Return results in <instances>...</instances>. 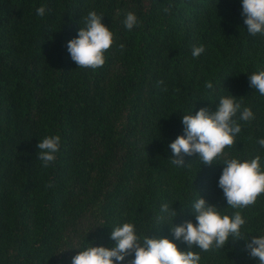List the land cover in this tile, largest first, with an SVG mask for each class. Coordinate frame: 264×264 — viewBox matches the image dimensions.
Instances as JSON below:
<instances>
[{"label":"trees","instance_id":"16d2710c","mask_svg":"<svg viewBox=\"0 0 264 264\" xmlns=\"http://www.w3.org/2000/svg\"><path fill=\"white\" fill-rule=\"evenodd\" d=\"M90 11L116 38L95 70L67 51ZM127 12L138 18L131 31ZM241 12V0H0V264H71L88 243L113 247L111 228L124 222L186 251L170 219L158 226L162 203L176 226L196 223L198 197L231 214L218 187L223 158L208 166L194 154L178 168L168 145L183 134V114L215 111L232 95L254 119L240 121L225 154L264 161V96L249 81L264 70V35H250ZM56 134L60 152L44 169L37 144ZM242 214L245 238L264 234V194ZM200 255V264H259L244 239Z\"/></svg>","mask_w":264,"mask_h":264},{"label":"clouds","instance_id":"9594fccd","mask_svg":"<svg viewBox=\"0 0 264 264\" xmlns=\"http://www.w3.org/2000/svg\"><path fill=\"white\" fill-rule=\"evenodd\" d=\"M244 25L247 32L256 36L264 35V0H241ZM172 8L169 4L163 9L168 13ZM49 11L45 5L36 8V14L44 17ZM124 27L131 31L138 24L134 12H127L123 21ZM115 34L102 23V15L90 11L84 19V27H80L77 37L67 42V51L71 59L80 68L97 69L105 63V52L115 43ZM120 44L119 48L124 49ZM205 51L204 45L193 46L191 55L199 57ZM250 86L264 96V70L253 72L249 76ZM163 85L164 81H158ZM207 89L212 90L213 84L206 81ZM166 91V88L162 89ZM254 119L250 107L242 105L232 95L222 96L215 111L200 108L195 115L183 114L181 123L183 134L178 135L168 147L172 151L171 163L182 168L184 157L199 158L203 165H213L214 161L223 158L222 172L218 179V187L222 189L227 208L231 214L222 212L215 205L209 204L204 198L198 197L191 206L196 223L184 221L176 226L172 224L177 211L172 204L165 202L160 206V214L156 216L158 226L166 219L171 221V232L174 240L186 244V251H181L177 244L168 238H150L147 234L137 232L132 222H124L111 228L110 239L114 241L111 248L92 246L79 250L71 259V264H200V252L220 251L229 239L245 240V251L250 258L264 264V234L247 235L241 232L247 223L242 210L254 205L264 194V161L260 155L252 158L226 156L225 149L236 144V137L241 132V123ZM264 148V138L258 140ZM61 137L45 136L37 144V158L44 169L49 168L57 160L60 152ZM51 183L46 187H52ZM169 225V224H168ZM157 226V227H158ZM200 251H194L193 248ZM129 256H134L126 261Z\"/></svg>","mask_w":264,"mask_h":264}]
</instances>
